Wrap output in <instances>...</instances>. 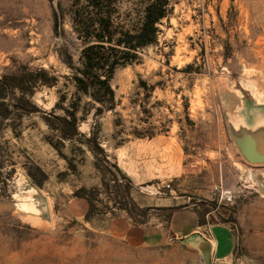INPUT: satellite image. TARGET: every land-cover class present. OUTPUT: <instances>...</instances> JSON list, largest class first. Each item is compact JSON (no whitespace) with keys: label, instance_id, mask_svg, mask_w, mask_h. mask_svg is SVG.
Instances as JSON below:
<instances>
[{"label":"rangeland","instance_id":"rangeland-1","mask_svg":"<svg viewBox=\"0 0 264 264\" xmlns=\"http://www.w3.org/2000/svg\"><path fill=\"white\" fill-rule=\"evenodd\" d=\"M73 1L0 0V80L8 83L10 106L26 103L9 118L0 116V264H190L181 240L134 246L67 215L70 194H59L53 176L64 168L75 172L80 159L70 155L76 144L62 141L46 120L53 112L69 114L65 108L77 112L78 128L99 143L102 159L107 140L175 133L189 155L187 168H201L199 182L214 160L219 191L215 186V199L201 201V208L217 209L211 221L232 222L243 250L264 263V164L245 161L229 129L264 122V0H170L158 41L116 69L115 106L98 117L100 103L75 95L72 75L82 66L84 42ZM140 3L121 0L117 19L132 18ZM87 138L76 142L88 144ZM107 161L115 176L108 174L109 189L94 191V204L146 221L147 210L133 203L130 185ZM223 208L228 218L218 213Z\"/></svg>","mask_w":264,"mask_h":264},{"label":"crops","instance_id":"crops-1","mask_svg":"<svg viewBox=\"0 0 264 264\" xmlns=\"http://www.w3.org/2000/svg\"><path fill=\"white\" fill-rule=\"evenodd\" d=\"M78 130L82 131L79 136L87 138L85 131L80 128ZM89 139L90 137L85 141L88 144L76 142L77 137L68 140L76 144H71L70 155L80 159L77 169L75 168L77 171L64 168L53 176L58 181L59 194H70L66 206L69 217L95 231L107 233L134 246H166L176 240L183 242L185 238L199 233L211 245L209 264H264L243 250L232 222L211 221L210 216L217 209L204 211L201 208V201L206 203L215 199L214 177H218L219 168L211 160L212 164L204 167L210 169V174L202 175L204 182H199L198 171L201 168H187L189 164L186 160L189 155L185 153L183 142L175 133L139 135L116 144L107 140L105 144L109 146L106 149L109 153L105 154L106 158L115 162L126 176L125 181L130 185L129 195L133 203L140 209L147 210L146 221H139L134 213L125 209L114 207L113 213L98 208V205H95L97 213L87 219L90 201L75 192L85 187L96 188L101 194L107 189L103 185L105 173L97 167L94 143H90ZM108 178L109 175L106 174V180ZM166 181H173V191L162 188L159 193L151 192L156 185L163 186ZM223 211L227 215L222 214ZM182 212H186L187 216L175 221ZM229 212L226 208L218 211L225 218H228ZM185 246L190 253V264H204L202 253L196 246Z\"/></svg>","mask_w":264,"mask_h":264},{"label":"trees","instance_id":"trees-1","mask_svg":"<svg viewBox=\"0 0 264 264\" xmlns=\"http://www.w3.org/2000/svg\"><path fill=\"white\" fill-rule=\"evenodd\" d=\"M121 0H74L72 16L74 27L79 37L84 42L82 51V66L76 67L72 75L76 86L75 95L81 100V94H86L94 103H100L95 110V117H98L106 109L115 106V91L111 85V79L119 66H125L136 60L140 50L151 46L158 41L159 24L170 12V0H141V3L131 13L132 18H117L121 14L119 3ZM59 27L58 19L55 20V29ZM41 75L44 73L40 71ZM15 79V78H14ZM34 79V78H33ZM37 79V78H36ZM35 80V79H34ZM23 83L30 82V79L22 80ZM0 116L9 118L16 111L26 109V103L9 105L6 101L8 95V83L0 80ZM59 116L54 114L46 115L49 126L55 130L62 141L71 140L81 135L78 130L81 118L77 112ZM86 114L82 116L85 118ZM95 140L96 134L93 133ZM49 142L58 149V144L51 139ZM103 152L99 143L95 140L94 149L97 155V167L105 176L103 185L109 189L110 184L106 180V174L115 176L107 166L106 155L104 159L99 157L98 150ZM66 157V156H65ZM119 174L126 179V176L116 166ZM121 189V185H120ZM98 189L79 188L75 194L82 195L89 199L90 209L87 212V219L97 213L93 197Z\"/></svg>","mask_w":264,"mask_h":264},{"label":"water","instance_id":"water-1","mask_svg":"<svg viewBox=\"0 0 264 264\" xmlns=\"http://www.w3.org/2000/svg\"><path fill=\"white\" fill-rule=\"evenodd\" d=\"M230 133L241 155L251 164H264V122L250 126L246 123L229 124ZM186 245L196 246L202 253V261L209 264L210 242L195 233L183 240Z\"/></svg>","mask_w":264,"mask_h":264},{"label":"built area","instance_id":"built-area-1","mask_svg":"<svg viewBox=\"0 0 264 264\" xmlns=\"http://www.w3.org/2000/svg\"><path fill=\"white\" fill-rule=\"evenodd\" d=\"M165 189V190H167V191H173V186H172V183H171V181H166L164 184H163V186H158V185H156L152 190H151V192H155V193H159L160 191H161V189ZM215 189L217 190V191H219V187H215Z\"/></svg>","mask_w":264,"mask_h":264}]
</instances>
